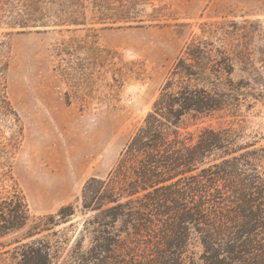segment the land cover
I'll return each mask as SVG.
<instances>
[{
  "label": "trees",
  "instance_id": "1",
  "mask_svg": "<svg viewBox=\"0 0 264 264\" xmlns=\"http://www.w3.org/2000/svg\"><path fill=\"white\" fill-rule=\"evenodd\" d=\"M29 1L26 17L14 23L70 27L86 24L89 14L95 23L138 21L136 8L145 3ZM0 5L10 11L4 0ZM206 25L221 36H198L184 45L115 166L106 177L84 184L80 212L92 214L84 218L66 264H264V145L241 143L240 122L246 94L256 93L246 90L248 79L234 78L240 57L222 43L231 32L227 24ZM9 60L10 45L0 39V115L16 114L4 81ZM224 110L235 118L223 127L178 129L186 115ZM13 154L0 146V236L24 232L11 250L0 253V264H53L61 243L69 242L65 233L56 241L48 235L62 234L55 228L72 221L77 206L32 218L13 174ZM86 237L90 245L84 249ZM8 253L12 262L1 256Z\"/></svg>",
  "mask_w": 264,
  "mask_h": 264
},
{
  "label": "rangeland",
  "instance_id": "2",
  "mask_svg": "<svg viewBox=\"0 0 264 264\" xmlns=\"http://www.w3.org/2000/svg\"><path fill=\"white\" fill-rule=\"evenodd\" d=\"M144 1L136 8L141 20L103 24L89 14L86 24L70 27L14 23L26 17L29 0H4L10 11L0 10V39L10 45L4 81L16 113L0 115V146L13 149V174L32 218L77 206L73 220L55 228L62 234L48 235L56 241L65 233L69 242L61 243L53 264L67 263L84 218L92 214L80 212L84 184L115 166L184 45L198 36H221L206 24H227L231 32L222 43L240 57L234 78L248 79L246 90L256 93L246 94L241 108V143L264 145V0ZM234 118L227 110L186 115L178 129L197 133ZM23 232L0 236V253ZM89 245L86 237L84 249ZM1 256L12 262L11 253Z\"/></svg>",
  "mask_w": 264,
  "mask_h": 264
}]
</instances>
